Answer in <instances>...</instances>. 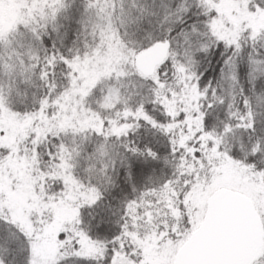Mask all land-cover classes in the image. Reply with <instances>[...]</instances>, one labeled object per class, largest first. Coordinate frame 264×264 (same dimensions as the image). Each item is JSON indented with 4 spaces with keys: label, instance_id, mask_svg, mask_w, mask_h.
<instances>
[{
    "label": "snow or ice",
    "instance_id": "obj_1",
    "mask_svg": "<svg viewBox=\"0 0 264 264\" xmlns=\"http://www.w3.org/2000/svg\"><path fill=\"white\" fill-rule=\"evenodd\" d=\"M0 264H264V0H0Z\"/></svg>",
    "mask_w": 264,
    "mask_h": 264
}]
</instances>
